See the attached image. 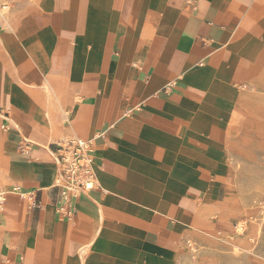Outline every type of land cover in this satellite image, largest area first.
<instances>
[{
	"label": "crops",
	"instance_id": "crops-1",
	"mask_svg": "<svg viewBox=\"0 0 264 264\" xmlns=\"http://www.w3.org/2000/svg\"><path fill=\"white\" fill-rule=\"evenodd\" d=\"M3 1L1 165L33 199L0 212V264H178L230 172L264 0ZM74 137L95 146L96 188L64 201L57 144Z\"/></svg>",
	"mask_w": 264,
	"mask_h": 264
},
{
	"label": "rangeland",
	"instance_id": "rangeland-1",
	"mask_svg": "<svg viewBox=\"0 0 264 264\" xmlns=\"http://www.w3.org/2000/svg\"><path fill=\"white\" fill-rule=\"evenodd\" d=\"M9 13V3L0 0V22ZM239 72L235 87L242 99L227 143L230 172L220 178L219 196L210 202L213 212L200 220L193 215L183 234L178 264H264V54ZM1 158L3 191L16 183L4 180ZM11 199L16 198L10 197L7 206Z\"/></svg>",
	"mask_w": 264,
	"mask_h": 264
},
{
	"label": "built area",
	"instance_id": "built-area-1",
	"mask_svg": "<svg viewBox=\"0 0 264 264\" xmlns=\"http://www.w3.org/2000/svg\"><path fill=\"white\" fill-rule=\"evenodd\" d=\"M194 1L187 0L189 4L194 3ZM0 127L3 130L9 129L7 125H1ZM22 147L25 151H30V145L27 142L23 143ZM95 151L92 141L77 137L65 139L57 144L61 174L54 186L62 189L64 201L76 198L82 192L95 190ZM11 193H18L23 197L29 196L30 199H33V193H23L19 187L0 191V212L4 211ZM236 228H239V226Z\"/></svg>",
	"mask_w": 264,
	"mask_h": 264
}]
</instances>
